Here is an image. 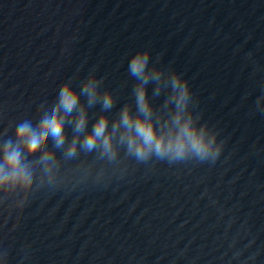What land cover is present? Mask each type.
I'll use <instances>...</instances> for the list:
<instances>
[{
  "label": "water",
  "instance_id": "obj_1",
  "mask_svg": "<svg viewBox=\"0 0 264 264\" xmlns=\"http://www.w3.org/2000/svg\"><path fill=\"white\" fill-rule=\"evenodd\" d=\"M138 48L188 80L221 155L37 192L0 228V264H264V0H0V117L92 69L115 112Z\"/></svg>",
  "mask_w": 264,
  "mask_h": 264
},
{
  "label": "clouds",
  "instance_id": "obj_2",
  "mask_svg": "<svg viewBox=\"0 0 264 264\" xmlns=\"http://www.w3.org/2000/svg\"><path fill=\"white\" fill-rule=\"evenodd\" d=\"M126 59L133 82L128 100L115 112L117 95L92 69L78 84L69 78L54 96L31 101L30 114L7 122L0 117V228L40 191L106 184L140 166L151 170L160 163L172 167L217 161L224 141L198 111L184 75L171 64L162 66L159 55L151 59L148 48L126 53ZM254 106L264 113V91ZM28 247L22 248L25 258ZM7 256L0 249V261Z\"/></svg>",
  "mask_w": 264,
  "mask_h": 264
}]
</instances>
